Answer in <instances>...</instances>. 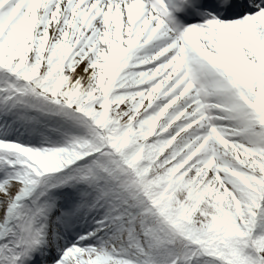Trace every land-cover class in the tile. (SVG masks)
Instances as JSON below:
<instances>
[{
    "label": "snow or ice",
    "instance_id": "snow-or-ice-1",
    "mask_svg": "<svg viewBox=\"0 0 264 264\" xmlns=\"http://www.w3.org/2000/svg\"><path fill=\"white\" fill-rule=\"evenodd\" d=\"M0 264H264V0H0Z\"/></svg>",
    "mask_w": 264,
    "mask_h": 264
}]
</instances>
